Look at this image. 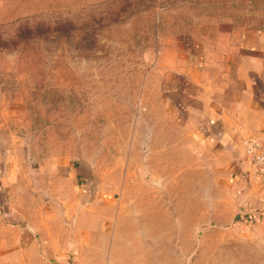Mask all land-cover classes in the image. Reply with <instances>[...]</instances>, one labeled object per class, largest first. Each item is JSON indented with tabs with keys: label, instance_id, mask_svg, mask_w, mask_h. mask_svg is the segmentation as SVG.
Listing matches in <instances>:
<instances>
[{
	"label": "rangeland",
	"instance_id": "374dc122",
	"mask_svg": "<svg viewBox=\"0 0 264 264\" xmlns=\"http://www.w3.org/2000/svg\"><path fill=\"white\" fill-rule=\"evenodd\" d=\"M229 26L264 0H0V264H264L177 105Z\"/></svg>",
	"mask_w": 264,
	"mask_h": 264
},
{
	"label": "crops",
	"instance_id": "0c3cea01",
	"mask_svg": "<svg viewBox=\"0 0 264 264\" xmlns=\"http://www.w3.org/2000/svg\"><path fill=\"white\" fill-rule=\"evenodd\" d=\"M201 40L186 44L198 51L197 63L211 71L191 80L196 87L191 100L184 86L177 105L190 116L194 138L201 145L220 146L226 155L244 213H264V183L243 162L244 141L264 140V26L217 29L210 46Z\"/></svg>",
	"mask_w": 264,
	"mask_h": 264
},
{
	"label": "built area",
	"instance_id": "2783aa9c",
	"mask_svg": "<svg viewBox=\"0 0 264 264\" xmlns=\"http://www.w3.org/2000/svg\"><path fill=\"white\" fill-rule=\"evenodd\" d=\"M243 162L247 172L264 183V140L248 138L243 143Z\"/></svg>",
	"mask_w": 264,
	"mask_h": 264
}]
</instances>
